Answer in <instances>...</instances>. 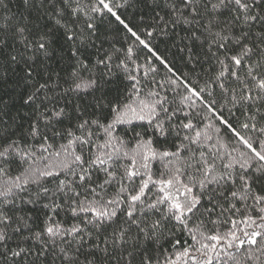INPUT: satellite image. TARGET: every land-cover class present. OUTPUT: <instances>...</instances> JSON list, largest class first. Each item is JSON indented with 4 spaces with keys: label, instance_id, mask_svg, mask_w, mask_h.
Masks as SVG:
<instances>
[{
    "label": "snow or ice",
    "instance_id": "6c2138e0",
    "mask_svg": "<svg viewBox=\"0 0 264 264\" xmlns=\"http://www.w3.org/2000/svg\"><path fill=\"white\" fill-rule=\"evenodd\" d=\"M0 0V264H264V0Z\"/></svg>",
    "mask_w": 264,
    "mask_h": 264
},
{
    "label": "trees",
    "instance_id": "16d2710c",
    "mask_svg": "<svg viewBox=\"0 0 264 264\" xmlns=\"http://www.w3.org/2000/svg\"><path fill=\"white\" fill-rule=\"evenodd\" d=\"M17 4H18V0H12V4L10 6L13 12L17 11Z\"/></svg>",
    "mask_w": 264,
    "mask_h": 264
}]
</instances>
